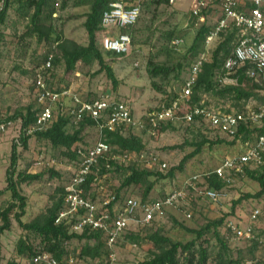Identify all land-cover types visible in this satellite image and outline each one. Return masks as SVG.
<instances>
[{
  "label": "rangeland",
  "instance_id": "obj_1",
  "mask_svg": "<svg viewBox=\"0 0 264 264\" xmlns=\"http://www.w3.org/2000/svg\"><path fill=\"white\" fill-rule=\"evenodd\" d=\"M87 1L67 0L63 8L61 7L62 0H54L52 4L54 5L55 2L58 4L53 6L55 16L53 15L52 19H46V25L51 24L62 39L86 45L87 34L83 23L90 7ZM195 1L172 0L167 6L155 8L154 5L149 4L151 0H142L141 14L132 31L133 45L130 54L119 56L103 50L104 61L111 67L117 79L115 88L105 73L99 71L97 62L88 65L78 62L73 71L66 73L65 64L60 61L50 72L52 74L50 76L51 86L66 88L82 99L101 97L124 101L130 106L136 119L156 110L180 92L194 60H188V66L176 79H174V73H170L168 77L163 74L153 77L150 70L154 66H149L148 60L151 58L157 66L165 62L167 66L176 64V60H181L190 47L199 26L206 24L214 27L220 16L219 1L212 0L202 17H191ZM144 4H148L149 7H145ZM19 6V0H10L7 17L4 24L0 25V119L17 115L18 112L24 113L28 107L36 108L32 85L33 75L43 64L45 56L55 53L54 41L49 39L40 41L37 34H29V20L20 17V13L17 12ZM168 33H173L174 36L169 42L165 38ZM175 40H179V44L173 43ZM218 42L219 39L208 46L205 45L199 55L204 53L208 60ZM165 47H168L170 52L172 51L171 56L164 51ZM203 100L213 109L234 110L229 101L220 100L211 95H205ZM255 103L256 101L252 100L250 106ZM18 118L20 117L13 119V126L0 135V190L7 186L6 170L9 167L12 146L15 144L18 159L14 179L19 172L43 173L40 180L18 185L20 194L26 198L25 215L22 221L29 222L43 211L49 194L68 181L74 170L75 161L64 155V149L53 148L47 141L38 139L34 135H31L26 148L20 142L17 143L16 140L21 136V123ZM173 124H175L174 129L157 130L153 135L134 131V134L140 136L143 141L144 149L141 154L144 155L145 160L153 159L150 165L147 161L139 164L136 157L127 158L123 156V153H116L115 162L123 168L139 164V167L166 174L194 149L192 143L200 141L206 133L210 139L215 136L214 132L204 134L193 125L178 122H173ZM81 135L83 141L80 146L83 147L93 145L100 137L99 132L93 127H86ZM235 152L234 148L222 145L212 148L205 146L201 153L187 161L183 171L176 172L172 179L151 178L155 181V185L148 199L156 200L164 194L178 190L189 177L211 170L222 157ZM163 163L166 164V168L160 169ZM50 170L55 171L59 176L50 177ZM121 174L113 170L100 178V185L107 193H113L121 183ZM258 190L259 186L256 182L246 176H241L235 177L233 183L223 188L224 196L217 202L199 197L194 190L186 191L185 197L166 209L165 217L155 221L152 228H141L132 224L130 226L132 232L119 239L113 249L115 258L113 264H141L148 260L151 253L155 251L152 243L144 238L149 231L160 229L162 234L171 240L186 243L194 236L182 227L198 230L207 222L227 214L218 232L228 246L230 257L239 260L240 264H264V195L257 199L243 200L231 213L234 200L242 194H253ZM123 194V196L140 199L137 190L132 187L126 189ZM9 200V192L0 196V211L7 206ZM255 209H260L262 214L253 223L250 237H246L243 228L248 225L250 213ZM228 222H232L242 232V235L234 234L226 226ZM134 232L139 234L138 242L128 237ZM21 238L38 246L39 237L23 231L14 218H11L10 230L1 237V264L11 260H20L21 264L25 263L27 254L19 256L16 249L17 242ZM83 242H70L66 246L67 255L63 259L72 256L78 264H104V260L92 261L79 258L78 254ZM199 242L207 246L210 253L207 264H214L219 252V244L214 236L207 233ZM90 244L92 245L93 242L91 241ZM185 258V254H180L181 264H186Z\"/></svg>",
  "mask_w": 264,
  "mask_h": 264
},
{
  "label": "built area",
  "instance_id": "obj_2",
  "mask_svg": "<svg viewBox=\"0 0 264 264\" xmlns=\"http://www.w3.org/2000/svg\"><path fill=\"white\" fill-rule=\"evenodd\" d=\"M9 0H0V11ZM142 0H110L107 8L102 12L100 26L102 32L97 35L99 46L107 52L119 56H127L132 49L131 31L138 22L141 14ZM221 13L216 25L206 36L205 45L218 40L221 32L236 29L235 45L226 58L221 82L236 85L238 73L247 77L257 87L256 92L263 102L250 104L246 111H223L209 106L191 105L190 97L196 83L201 65L206 61L205 54H200L191 64L188 75L184 80L180 92L167 104L149 112L144 117L136 119L130 106L124 101L107 98L82 99L74 92L63 88H54L50 84V70L53 55L48 54L45 61L33 75V90L37 111L35 121L22 126L21 134L28 136L48 129L57 115H64L77 125L89 119L94 122V128L99 132V139L89 147H77L75 153L78 158L74 170L64 187L63 206L57 213L55 224L68 225L69 232L74 234L100 233L105 248L108 250V263L113 264L114 247L121 235L130 229L132 224L149 225L165 217L166 209L185 197V192L194 190L199 197L217 202L224 195L223 191L215 190L203 185L211 175L217 177L226 185L233 183L236 175H243L245 169L264 166V0H218ZM172 2V0H170ZM212 0H196L191 10L192 16L200 18ZM57 6V4H56ZM55 16V15H54ZM179 44V40L173 41ZM180 122L188 125H205L211 131L234 138L240 125L249 130L260 129L258 135L253 133L244 140L242 154L225 158L211 170L195 174L185 180L182 187L173 190L156 200L142 201L136 197L123 196L117 199L112 193H107L100 185V178L96 175L99 161L110 168L108 161H115L116 154L111 146L101 138L103 132H117L132 129L139 133L153 135L165 122ZM13 120L0 119V135L6 133L13 126ZM20 137V136H19ZM243 136L241 139L243 140ZM19 143V138L16 140ZM124 157L135 158L140 164L147 161L150 165L153 159L145 160L144 155L124 153ZM143 164V162H142ZM166 168L161 164L160 169ZM95 171V178L90 183V195H85L84 186L90 175ZM260 209L250 213L248 225L243 228L246 237L253 231V223L257 221ZM236 235L242 232L232 223L226 225ZM27 264H78L72 256L56 260L47 253L32 256Z\"/></svg>",
  "mask_w": 264,
  "mask_h": 264
},
{
  "label": "trees",
  "instance_id": "obj_3",
  "mask_svg": "<svg viewBox=\"0 0 264 264\" xmlns=\"http://www.w3.org/2000/svg\"><path fill=\"white\" fill-rule=\"evenodd\" d=\"M9 1L5 8L0 11V25L4 24L7 17ZM109 1L110 0L87 1L90 7L89 11L85 14V20L83 23V27L87 34L86 45H79L71 40L62 39L60 35L56 33L51 24L46 25L45 20L52 19L53 15H55L53 6H55L57 3L55 2L53 5L52 2L54 3V0H19L20 6L18 7L17 12L20 13V17L24 19L28 18L30 23V26H28L29 34H37L40 41L43 39H49L55 42V53L52 54V69L57 64H59L60 61H63L65 64L66 73L73 71L78 62L87 65L92 62H97L99 65V71L105 73L106 77L110 80L113 87L115 88L117 86V79L111 67L105 63L103 49L99 46L97 41V35L102 32V28L100 26L101 14L107 8ZM169 1L170 0H151V3L149 4L154 5L155 8H158L159 6H167ZM66 4L67 0H62L61 7L64 8ZM142 4L143 2L141 1V9ZM144 6L149 7L148 4H144ZM30 11H32L31 14ZM204 13L205 10L202 11V14ZM191 17L196 18L192 16V14ZM212 28L213 27H210L206 24L199 26V28L196 30L190 47L181 57L182 59H177L176 64L172 66H167L166 62L159 66L154 65L153 60L150 58L148 60V65L154 66L150 70L152 76L157 77L160 74H163L165 77H168L170 73H174V79L178 78L181 71H183L185 67L188 66V60L195 61L199 56V53L203 51L205 47L206 36L209 34ZM236 33V29H229L221 32L218 38L219 42L211 51L209 59L204 61L201 65L199 75L192 89V94L190 97L191 105H200L203 103L204 106H209V104L203 100V97L205 95H211L214 98L229 101L234 108V110L228 108L221 110L226 112L232 110L241 113L246 111V107L252 100L263 102L256 92L257 87L251 82V80L242 74L238 73V75L236 74L232 76H237L236 85L223 84L220 80L224 62L232 52V49L235 45ZM53 36H55V38H53ZM165 38L168 42L171 41L174 38L173 33H168ZM164 51L168 56H171L170 53H172V51L170 52L168 47H165ZM46 57L47 56H45L44 61ZM51 75L52 74L50 73L49 78ZM175 96L176 95L171 97L167 103H169ZM83 99H87V97ZM37 110V107H28L24 113L18 112L17 115L7 117V120H13L17 117H20L22 119V126L27 127L35 121V114ZM193 126H196L197 130L204 132V134L206 132L213 133V131H211L205 125L201 124L197 126L193 124ZM86 127H94V122L89 119H85L79 122L77 125H74L68 117L64 115H57L48 129L42 132H36L33 135L38 139L47 141L53 148L64 149V155L75 161L74 163H77L78 158L75 151L77 147H83L80 146L83 141L81 134L83 129ZM173 127H175V124L168 121L163 123L159 130L165 131L167 128L174 129ZM70 128H72L71 131ZM261 132L262 130L260 129L250 131L248 127L242 124L238 129L237 135L232 139L221 136L216 132L213 133L215 135L214 138L210 139L206 133L202 136L200 141L191 144L194 149L186 154L180 160L177 166L169 169L166 174L139 167V164L123 168L122 166L118 165L117 162L111 160L108 161L110 168H107L105 166V162L100 160L98 165V174L96 175L99 178H103L113 170L120 174L122 173L121 183L112 194H114L117 199H121L124 195V191L132 187L137 190L142 201H147L149 200V194L155 185V181L151 180V178L155 177L156 179H172L175 176V173L182 172L187 161L200 154L205 146L212 148L214 146L222 145L228 148H234L236 150L234 154H226L219 160L218 163L222 162V160L225 158L236 157L243 153V142L244 140L248 139L247 136L250 137V135H253V133L258 135ZM243 135L244 137L242 140L241 136ZM30 138L31 135L25 136L21 134L19 142L24 148H26L27 142ZM101 138L111 146L113 154H140L144 149V144L141 137L134 134L132 129H127L122 132H103ZM17 159L18 153L16 151V145L14 144L12 146L9 158V167L6 170L7 186L3 190H0V196H2L5 192H9L10 195V200L7 203V206L0 211V259L2 256L1 237L5 232L10 230L11 218H14L23 231L39 237L38 246L30 244L26 241V239L23 238L19 239L17 242V254L19 256L27 254L24 264H27L32 256L42 253H47L56 260H61L65 255H67L66 246L72 241H84L78 254L79 258L92 261L104 260V264L108 263L109 252L104 246L100 233L84 232L82 234H74L69 232L68 225L55 224L57 213L63 206L65 194L64 187L66 183L62 186H59L58 188H55V190L49 194L48 202L40 214H38L29 222L22 221V217L25 215L26 198L20 194L18 185L40 180L43 177V173L30 174L27 172H19L14 179L16 174ZM49 173L50 177L59 176V174L53 170H50ZM96 175L94 171L84 186L86 196L90 195L91 191L89 185L94 180ZM241 176H246L250 180L256 182L259 186V190L253 194H242L239 198L234 200L231 206V213H233L235 207L243 200L257 199L264 195V166H258L254 169L246 168L243 175H236V177ZM203 185L219 191H223V188L228 186L213 175L207 178ZM227 216L228 214L222 216L219 219L211 220L207 222L204 227L198 230L182 227L187 233L194 236L186 243L171 240L169 237L163 235L160 229L149 231L144 238L145 240L152 243L155 251L151 253V256L148 260L141 264H181L179 259L180 254H185L186 264H207L210 253L207 246H203V243L199 242L207 233H211L219 244V252L216 255L214 264H240L239 260L232 259V257H230L228 246L218 232V228L223 225ZM153 224L154 222L149 225L138 226L141 228H152ZM130 232L132 231L129 229L123 235H121L119 239H122V237L129 234ZM138 235L139 234L134 232V234H130L128 237L138 242L140 240ZM91 241L93 242L92 245L90 244ZM5 264H21V262L20 260H11Z\"/></svg>",
  "mask_w": 264,
  "mask_h": 264
},
{
  "label": "crops",
  "instance_id": "obj_4",
  "mask_svg": "<svg viewBox=\"0 0 264 264\" xmlns=\"http://www.w3.org/2000/svg\"><path fill=\"white\" fill-rule=\"evenodd\" d=\"M94 128V127H93Z\"/></svg>",
  "mask_w": 264,
  "mask_h": 264
}]
</instances>
